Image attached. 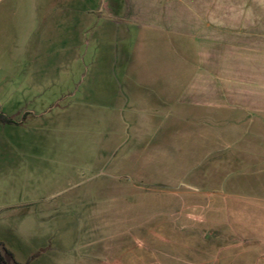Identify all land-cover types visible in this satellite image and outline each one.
<instances>
[{
	"label": "rangeland",
	"instance_id": "374dc122",
	"mask_svg": "<svg viewBox=\"0 0 264 264\" xmlns=\"http://www.w3.org/2000/svg\"><path fill=\"white\" fill-rule=\"evenodd\" d=\"M107 1H64L65 22L50 25L45 67L33 68L7 47L0 54V112L14 118L0 123L1 243L21 263L83 264L76 221L94 207L87 245L108 241L115 225L178 218L237 227L224 233L236 241L223 264H264V111L225 101L221 66L204 61L187 21L148 20L129 9V0H115L109 11ZM135 1L149 8L152 2ZM194 1L212 18L235 22L233 33L247 30L243 17H259L264 44V0ZM155 67L162 93L153 97L156 89L144 84L135 101L127 83L147 81ZM173 73L177 83L169 88ZM256 83H264L263 74ZM263 100L262 93L255 103ZM139 111L162 117L152 139L164 146L138 152V159L127 148L132 121L141 123L130 114ZM11 203L13 210L1 209ZM118 238L134 249V234Z\"/></svg>",
	"mask_w": 264,
	"mask_h": 264
},
{
	"label": "crops",
	"instance_id": "0c3cea01",
	"mask_svg": "<svg viewBox=\"0 0 264 264\" xmlns=\"http://www.w3.org/2000/svg\"><path fill=\"white\" fill-rule=\"evenodd\" d=\"M64 1L0 0V54L6 53L4 48L7 47L10 54L22 53L25 57L27 56L29 58L28 64L33 68L45 67V59L51 54L50 25L65 22V15L62 11L66 6ZM135 2L134 4L132 0H129V9L134 6L135 13L138 12L140 15L148 17V20L149 18L153 20V15H155L156 18L164 21L172 20L175 17L180 21H187L193 28L194 35H197L199 44L202 45L201 51L205 55L204 61L210 60L212 65H219L218 68L221 66L225 101L235 108L242 107L246 110L264 111V100L262 104L258 101L255 103L258 95L264 94V83H260L258 86L256 83L254 84L256 86H252V81L256 77H260L261 74L264 75V44H260L259 30L257 29L259 17L252 15L243 17V21L246 20V23L249 24L247 30L233 33L232 30L235 29L229 24L235 22H230L223 16L212 18L205 13V10L201 9L203 5L197 4L199 2L194 0H187L185 6L180 5L181 2L178 0L169 1L168 6L163 0H159L157 3L152 0L150 8L144 5V2L140 5L137 1ZM102 4L109 11L115 8V5L117 6L115 0H108ZM204 4L206 6L205 1ZM136 21L142 23L138 18ZM58 31L62 39L61 28ZM29 41H31L30 44ZM39 61L42 63L36 64ZM152 71L153 74L145 82L141 80L132 82L130 80V83H127L131 95L136 94L134 96L135 101L141 99V94H144L142 91L144 84L156 89L149 93L151 96L157 97L158 94L162 93V84L159 81L161 68L155 67ZM176 83V76L173 73L168 85L169 88H173ZM255 91H259L256 96L254 95ZM142 99L144 98L142 97ZM130 116L132 120L141 121V123L132 121V139L127 148L131 158L134 156L139 159L138 152L156 150L158 145L164 146L163 142L156 144V139H152L162 129L161 122L156 121L162 117L159 118L157 113L149 111L132 112ZM168 119H175L174 115L169 116ZM147 121H151V123L149 124ZM170 126L168 125L166 129H169ZM110 135L114 139L115 131H110ZM28 147L34 150V146ZM138 159L135 160L138 162ZM140 161L138 169L142 171V167L147 166L148 159L144 158ZM119 196L124 198L126 195L121 194ZM25 201L26 208L29 210L30 204L27 200ZM93 208L84 209L79 214L80 219L76 221V228L78 226L81 229L79 247L82 249H77L81 256L78 259L83 264H181L184 262L182 260H185H181L182 257H188L186 264H192L197 255L200 257L199 262H196L197 264H223V260L231 254L228 251L236 241L224 233L240 231L235 226L223 224L198 225L194 222L180 221L178 218L170 221L161 218L155 225L140 223L117 226L114 224L112 231L115 234L108 235L106 237L108 241L87 245L83 235L91 232L92 227L87 228V223L92 222ZM1 209L13 210L14 204H2ZM116 214L115 211L114 215ZM116 216L119 217L118 214ZM132 234L135 237L132 241L134 249L130 243L125 242V239L118 238L120 235L131 237ZM113 237H116V240ZM84 249H86V255L90 259L85 258ZM165 253L170 255L168 261L162 255Z\"/></svg>",
	"mask_w": 264,
	"mask_h": 264
},
{
	"label": "trees",
	"instance_id": "16d2710c",
	"mask_svg": "<svg viewBox=\"0 0 264 264\" xmlns=\"http://www.w3.org/2000/svg\"><path fill=\"white\" fill-rule=\"evenodd\" d=\"M0 123H14V119L0 112ZM0 264H24L14 259L13 254L0 245Z\"/></svg>",
	"mask_w": 264,
	"mask_h": 264
},
{
	"label": "flooded vegetation",
	"instance_id": "af4514ba",
	"mask_svg": "<svg viewBox=\"0 0 264 264\" xmlns=\"http://www.w3.org/2000/svg\"><path fill=\"white\" fill-rule=\"evenodd\" d=\"M0 245H2L3 246V244L0 242ZM4 247V246H3ZM14 257V256H13ZM15 259V258H14ZM17 261V260H16ZM25 264V263H24Z\"/></svg>",
	"mask_w": 264,
	"mask_h": 264
}]
</instances>
